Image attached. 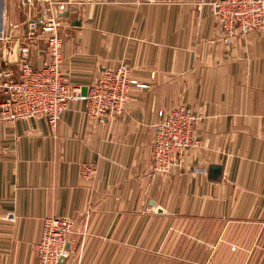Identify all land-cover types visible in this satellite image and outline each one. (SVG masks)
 Wrapping results in <instances>:
<instances>
[{
	"label": "crops",
	"instance_id": "1",
	"mask_svg": "<svg viewBox=\"0 0 264 264\" xmlns=\"http://www.w3.org/2000/svg\"><path fill=\"white\" fill-rule=\"evenodd\" d=\"M217 1L0 0V84L22 46L44 65L28 36L54 14L66 81L85 92L123 64L135 82L118 113L70 100L53 130L0 115V264H36L52 215L74 221L61 264H264V22L227 32ZM179 106L198 117L197 146L157 170L156 125Z\"/></svg>",
	"mask_w": 264,
	"mask_h": 264
},
{
	"label": "built area",
	"instance_id": "2",
	"mask_svg": "<svg viewBox=\"0 0 264 264\" xmlns=\"http://www.w3.org/2000/svg\"><path fill=\"white\" fill-rule=\"evenodd\" d=\"M80 1L53 0L60 10ZM214 12L227 32L236 28L244 31L264 22V0H218L214 3ZM60 25V17L56 14L41 24L31 25L28 37L45 41L47 60L43 66L34 67L26 57L28 46L20 48L18 74L0 84L5 95L0 102L3 119H44L53 130L70 100H84L87 113L98 118L116 114L124 108L128 86L135 82L129 78L128 69L123 64L104 70L85 92L81 86L66 81L61 69ZM228 38H225L226 42ZM197 118L184 106L165 113L156 125L152 141L151 161L155 169L166 170L178 164L188 151L197 146L194 135ZM73 227L71 217L45 216L35 244L36 264H61L62 259L68 257L66 244Z\"/></svg>",
	"mask_w": 264,
	"mask_h": 264
},
{
	"label": "water",
	"instance_id": "3",
	"mask_svg": "<svg viewBox=\"0 0 264 264\" xmlns=\"http://www.w3.org/2000/svg\"><path fill=\"white\" fill-rule=\"evenodd\" d=\"M36 24H41V22L36 23ZM221 171H222L221 165L213 164V165L209 166V172L211 173L212 177H214V178L217 177L216 175H220Z\"/></svg>",
	"mask_w": 264,
	"mask_h": 264
},
{
	"label": "rangeland",
	"instance_id": "4",
	"mask_svg": "<svg viewBox=\"0 0 264 264\" xmlns=\"http://www.w3.org/2000/svg\"><path fill=\"white\" fill-rule=\"evenodd\" d=\"M3 94V89L0 87V102H1V96Z\"/></svg>",
	"mask_w": 264,
	"mask_h": 264
}]
</instances>
